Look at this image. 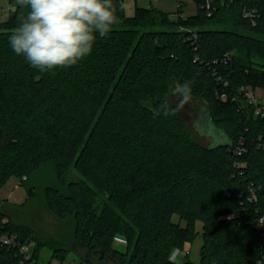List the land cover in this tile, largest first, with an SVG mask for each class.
Masks as SVG:
<instances>
[{"label":"trees","instance_id":"obj_1","mask_svg":"<svg viewBox=\"0 0 264 264\" xmlns=\"http://www.w3.org/2000/svg\"><path fill=\"white\" fill-rule=\"evenodd\" d=\"M116 3L120 22L97 35L89 56L42 73L9 44L20 12L9 0L0 20V189L11 177L27 188L52 165L57 185L45 187L47 208L73 219L87 264L106 256L116 264H264L256 227L264 216V115L247 95L264 89V0H211L209 8L196 0V13L185 16L183 4L164 12L150 2L128 15L124 0ZM174 82L205 102L227 142L205 146L193 137L172 99ZM72 169L79 177H69ZM3 204L0 232L16 244L0 241V264L65 263L67 245L37 237ZM198 234V261L171 258ZM116 235L127 238L125 249L113 245Z\"/></svg>","mask_w":264,"mask_h":264},{"label":"rangeland","instance_id":"obj_2","mask_svg":"<svg viewBox=\"0 0 264 264\" xmlns=\"http://www.w3.org/2000/svg\"><path fill=\"white\" fill-rule=\"evenodd\" d=\"M155 7L164 12H174L178 8V4H183L182 15L194 14L197 11L196 0H152ZM126 13L132 15L136 5L148 6V0H124ZM9 0H0V20H5L9 16ZM178 83H173L172 99L178 106L179 112L185 120L193 137L202 145L209 146L214 143H225L228 138L225 134H219L210 125L207 116L203 113V105L205 102L183 95L178 89ZM251 95L255 96L261 106L264 107V89L257 88L251 90ZM208 133H211L209 135ZM213 139V140H212ZM69 177H79L78 171L72 169ZM34 185L35 188L29 192L27 188ZM47 185H57V178L52 165H45L28 182L27 188L21 185L16 177H11L7 183L0 189V198L4 203L6 214L18 222L26 223L31 226L37 237L48 240L56 238L59 242H63L71 249L66 256L64 264H87L83 259L85 249L79 242L74 240V221L72 218L67 220L57 219L47 208L45 187ZM106 194H101L97 203V209L100 210L106 199ZM177 218V217H174ZM198 230L201 229V222L197 224ZM187 248L184 250V245ZM202 243L201 234H198L192 241H187L181 248H175L171 254V258L181 260L182 256H188L198 261L200 258V246ZM113 245L121 249H125L128 245L127 238L116 235L113 239ZM86 253V252H85ZM43 261H47L50 255L48 247L42 250ZM181 257V258H180ZM184 258V257H183ZM96 260V259H95ZM57 259L52 260V264H58ZM104 264H116L109 256L105 257ZM256 264H263L258 261Z\"/></svg>","mask_w":264,"mask_h":264},{"label":"clouds","instance_id":"obj_3","mask_svg":"<svg viewBox=\"0 0 264 264\" xmlns=\"http://www.w3.org/2000/svg\"><path fill=\"white\" fill-rule=\"evenodd\" d=\"M15 4L20 12L9 44L42 73L75 66L89 56L97 35H108L123 9L116 0H15ZM183 91L188 93L190 84Z\"/></svg>","mask_w":264,"mask_h":264},{"label":"built area","instance_id":"obj_4","mask_svg":"<svg viewBox=\"0 0 264 264\" xmlns=\"http://www.w3.org/2000/svg\"><path fill=\"white\" fill-rule=\"evenodd\" d=\"M205 1H206V6L209 8L211 0H205ZM148 2L150 3V2H152V0H148ZM245 14L249 15V14H252V12L245 10ZM247 95H248L249 101L251 103H254V104L260 103V102H258V100L256 99L255 96L250 94V92H248ZM257 112H260L264 115V107L260 105L257 109ZM242 150H243V148L240 147L238 149V153H241ZM7 220L8 219L6 217H4L2 221L6 222ZM256 227L261 231V234L264 235V216L260 217V219L257 221ZM0 241L4 242L5 244H8L10 246L16 244L15 237L13 235L7 233V232H0ZM30 247L31 246L29 244H23L21 246V251L26 255L27 258L30 256V254H29ZM173 259L176 260V258H173Z\"/></svg>","mask_w":264,"mask_h":264},{"label":"crops","instance_id":"obj_5","mask_svg":"<svg viewBox=\"0 0 264 264\" xmlns=\"http://www.w3.org/2000/svg\"><path fill=\"white\" fill-rule=\"evenodd\" d=\"M181 4V3H180ZM179 5V4H178ZM187 248V243L184 245V250H186ZM185 257V256H182V258ZM181 258V257H180Z\"/></svg>","mask_w":264,"mask_h":264}]
</instances>
